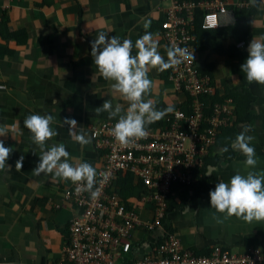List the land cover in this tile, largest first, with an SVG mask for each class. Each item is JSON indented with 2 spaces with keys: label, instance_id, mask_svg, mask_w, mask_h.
<instances>
[{
  "label": "crops",
  "instance_id": "crops-1",
  "mask_svg": "<svg viewBox=\"0 0 264 264\" xmlns=\"http://www.w3.org/2000/svg\"><path fill=\"white\" fill-rule=\"evenodd\" d=\"M248 1L249 7L235 8V21L227 16L217 29L204 30L205 9L197 12L194 56L200 72L208 75L216 88L207 104L232 98L233 118L218 135L203 166L194 171L193 183L172 186L162 227L153 232L139 227L132 233L129 253L117 256L121 264L154 254L166 232H172L184 249L197 256L211 255L216 246L235 254L248 253L256 246L264 248V221L248 223L235 216L225 219V214L210 207L209 196L218 182L228 183L237 172L264 174V85L249 84L240 67L251 40L264 37V0ZM1 5L10 7L2 8L0 15V85L4 86L0 90V125H15V139L12 131L0 137L6 147L13 148L7 161L11 170L0 171V264H55L68 242L69 222L80 210L65 200V191L74 186L71 181L53 174H33L41 152L23 120L31 114L55 117L51 127L58 135L48 145L64 143L73 162L91 163L98 176L104 158L94 144L91 127L108 120L117 122L119 117L110 119L107 112L96 115L94 109L109 99L113 107L120 104L126 112L128 103L98 72L90 54L91 42L106 32L121 41L131 39L135 45L148 31L167 61L161 25L169 4L164 0H2ZM146 22H150L147 29ZM132 54L136 55L135 47ZM149 77L154 87L147 98L158 110L171 106L190 112L191 100L175 88L170 68L163 72L152 69ZM169 114L157 121V127ZM65 117L79 123L78 128L91 138L90 145L82 149L71 139L68 126H62ZM245 125H250L247 134L254 137L255 169H247L246 157L230 147ZM225 146L229 150L221 154L219 150ZM21 156L23 166L18 171L16 161ZM125 174L116 180L122 188V201L136 210L141 221L152 222L154 206L140 203L143 185L133 177L128 185Z\"/></svg>",
  "mask_w": 264,
  "mask_h": 264
},
{
  "label": "built area",
  "instance_id": "built-area-1",
  "mask_svg": "<svg viewBox=\"0 0 264 264\" xmlns=\"http://www.w3.org/2000/svg\"><path fill=\"white\" fill-rule=\"evenodd\" d=\"M164 1L169 4L161 25L164 44L168 48H187L193 55L195 22L200 8L205 9L202 28L212 30L219 28L227 16L235 21L236 9L250 6L248 0ZM1 2L0 15L2 8L10 7V4L2 6ZM169 78L177 90L189 96L190 112L174 110L165 123L159 127L157 122L151 124L153 126L147 128L148 136L129 146L114 139L112 129L117 122L108 120L91 127L94 144L104 158L95 185L100 195L93 199L90 192L78 193L75 184L65 191V200L80 213L69 222L68 242L55 264H121L117 256L121 252L129 253L132 233L139 227L151 232L162 227L172 186L193 183L194 171L203 166L221 130L230 126L233 99L207 104L208 98L216 95V88L212 79L200 72L195 56L170 68ZM121 173L132 174L143 185L140 203L154 206L152 222L141 221L136 210L122 201L116 186ZM171 233L163 234L154 254L133 264H264V248L259 246L244 254L216 246L211 255L197 256L184 249Z\"/></svg>",
  "mask_w": 264,
  "mask_h": 264
},
{
  "label": "clouds",
  "instance_id": "clouds-1",
  "mask_svg": "<svg viewBox=\"0 0 264 264\" xmlns=\"http://www.w3.org/2000/svg\"><path fill=\"white\" fill-rule=\"evenodd\" d=\"M150 22L145 23V29ZM136 55H133V48ZM158 41L151 32L145 33L136 40L135 45L131 39H121L117 36L109 37L108 33L100 32L91 42V56L101 76L111 83L114 93L120 95L128 103L126 112L120 104L113 107L111 100H105L102 106L94 109L96 115L103 112L109 113V118L119 117L112 129L114 139L123 146L135 144L148 136L147 126L163 119L174 108L169 106L157 109L155 102L147 98L154 87V82L149 77L152 69L163 72L169 68L178 67L184 61L194 59L193 51L187 48H168L167 61L158 50ZM247 58L241 64V71L246 75L249 84L255 82L264 85V37L251 40L247 48ZM0 90L4 86L0 85ZM124 112L123 115L121 113ZM55 117L52 115L31 114L23 120L24 128L31 133V140L41 152L40 161L32 170L33 174H53L54 177L65 181H71L76 185V191L90 192L93 199L98 198L100 189L96 188L97 171L89 162H73L70 153L64 143L48 145L58 133L51 127ZM68 126L71 139L83 149L91 144V138L83 128H78L79 123L69 117H65L62 126ZM250 125H245L242 131L235 137L230 147L241 152L245 157V167L255 169L258 164L256 151L251 142L254 137L247 133ZM11 136L15 139V125H0V137ZM229 150L228 146L220 149L223 154ZM13 152L12 147H6L0 139V171H9L11 166L7 164ZM23 166V156L16 161V170ZM213 169L209 166L208 175ZM95 189V190H94ZM210 207L217 213L225 214V219L235 216L245 222L264 221V174L255 171H247L246 175L237 172L228 183L223 181L215 185L209 192ZM186 209H191L186 206ZM216 218V217H214ZM217 222H222L218 218Z\"/></svg>",
  "mask_w": 264,
  "mask_h": 264
},
{
  "label": "trees",
  "instance_id": "trees-1",
  "mask_svg": "<svg viewBox=\"0 0 264 264\" xmlns=\"http://www.w3.org/2000/svg\"><path fill=\"white\" fill-rule=\"evenodd\" d=\"M233 129V131H235V129L234 128H232ZM223 130H225V129H223ZM223 130H221V132L223 131ZM220 134V133H219ZM216 144V143H215ZM214 147V146H213ZM212 148V147H211ZM208 156V155H207ZM205 160V159H204ZM126 175V177H125V179H126V182L128 183V185L131 183V181H133V178H134V176L132 175V174H130V173H126L125 174ZM120 176H122L123 177V175H120ZM133 177V178H132ZM121 184V183H120ZM117 186V189H118V191H119V193L121 194L122 192H121V190L120 189H122L121 188V186L118 184V185H116ZM128 193H130V190H128Z\"/></svg>",
  "mask_w": 264,
  "mask_h": 264
}]
</instances>
